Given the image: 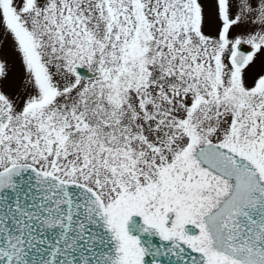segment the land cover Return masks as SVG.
I'll use <instances>...</instances> for the list:
<instances>
[{
	"label": "snow or ice",
	"instance_id": "snow-or-ice-1",
	"mask_svg": "<svg viewBox=\"0 0 264 264\" xmlns=\"http://www.w3.org/2000/svg\"><path fill=\"white\" fill-rule=\"evenodd\" d=\"M0 264H264V0H0Z\"/></svg>",
	"mask_w": 264,
	"mask_h": 264
},
{
	"label": "water",
	"instance_id": "water-1",
	"mask_svg": "<svg viewBox=\"0 0 264 264\" xmlns=\"http://www.w3.org/2000/svg\"><path fill=\"white\" fill-rule=\"evenodd\" d=\"M82 72L84 71V70H81Z\"/></svg>",
	"mask_w": 264,
	"mask_h": 264
}]
</instances>
